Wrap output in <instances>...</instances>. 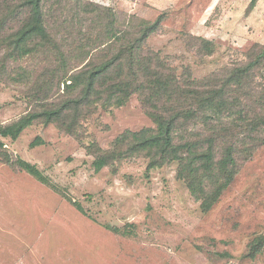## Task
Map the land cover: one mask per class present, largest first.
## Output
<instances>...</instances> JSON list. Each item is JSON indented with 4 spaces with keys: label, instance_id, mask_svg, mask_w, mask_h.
I'll return each instance as SVG.
<instances>
[{
    "label": "rangeland",
    "instance_id": "374dc122",
    "mask_svg": "<svg viewBox=\"0 0 264 264\" xmlns=\"http://www.w3.org/2000/svg\"><path fill=\"white\" fill-rule=\"evenodd\" d=\"M87 1L124 17H161L146 45L191 80L224 77L264 45V0ZM48 20L60 34L53 11ZM12 38L13 31L0 32V127L77 93L52 77L56 50L39 41L38 52L19 58L9 54ZM92 110L79 113L71 133L39 117L16 138L0 136V264H264V246L249 251L264 235V145L241 154L234 181L206 212L176 161L150 166L146 150L96 170L99 156L126 150L117 142L124 132L155 129L138 93Z\"/></svg>",
    "mask_w": 264,
    "mask_h": 264
},
{
    "label": "trees",
    "instance_id": "16d2710c",
    "mask_svg": "<svg viewBox=\"0 0 264 264\" xmlns=\"http://www.w3.org/2000/svg\"><path fill=\"white\" fill-rule=\"evenodd\" d=\"M50 1L0 0V32L13 31L9 54L19 58L38 52L39 41L56 50L52 77L77 93L57 108L26 113L1 126L0 136L16 138L39 117L71 133L83 110L88 114L95 104L122 106L138 93L155 129L124 132L117 142L127 144L126 150L99 156L96 170L116 157L147 150L153 154L150 166L176 161L179 178L201 201L203 211H209L234 181L241 154L247 158L264 145V45L249 51L224 77L191 80L190 73L178 75L146 45L161 17L148 22L92 1ZM51 11L60 34L49 26ZM17 163L49 181L37 166L22 159ZM76 206L84 211L80 203ZM263 246L264 235L251 242L249 251L255 256Z\"/></svg>",
    "mask_w": 264,
    "mask_h": 264
}]
</instances>
